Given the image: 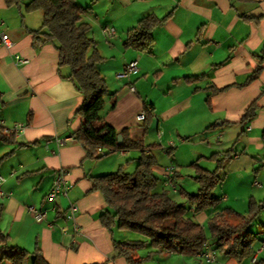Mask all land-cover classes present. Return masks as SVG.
Instances as JSON below:
<instances>
[{"label": "crops", "instance_id": "crops-1", "mask_svg": "<svg viewBox=\"0 0 264 264\" xmlns=\"http://www.w3.org/2000/svg\"><path fill=\"white\" fill-rule=\"evenodd\" d=\"M30 1L9 6L0 0V33L7 34L12 43L6 48L0 40V128L14 134L12 144L0 142V177L5 179L0 187V232L12 246L28 253L39 250L48 264H127L114 251V244L136 239L116 226L108 230L101 225V214L112 211L102 194L92 189V178L118 170L134 172L141 153L120 151L88 158L76 141L58 146L57 140L72 138L80 126L81 120L74 114L82 97L68 79L67 68L58 67L56 48L50 43L33 44V32L40 29L43 16L40 11H25ZM75 3L86 10L81 21L90 27L88 36L103 59L96 69L108 89L105 108L111 95L116 99L104 121L117 132L124 131L130 140L143 142L145 154L156 161L152 172L158 179V190L167 189L163 171L168 166L175 168L174 180L179 186L185 182L189 188L188 177L199 189L197 170L216 171L217 159L231 151L217 170L219 183L211 194L219 204L193 213L188 196L195 193L181 188L175 193L180 204L190 208V217L206 234L208 221L223 210L246 216L250 199L264 202V71L244 85L264 48V0ZM168 15L153 29L149 50L123 47L140 19ZM104 27L114 28L116 36L107 39L102 33ZM16 56L26 63H19ZM132 61H137L138 72L129 79H118ZM227 87L211 94L213 88ZM253 102L259 107L256 116L239 124ZM145 113L150 117L147 126L145 120L137 119ZM16 124H23V129L11 132ZM184 149H190L186 163L180 161ZM215 154L216 159L211 157ZM185 168L188 174L184 175ZM59 170L66 173L67 193L48 200ZM70 204L77 207L78 232L64 217ZM28 206L46 211L45 221L35 222ZM259 217H264V209ZM149 249V260L162 257V253ZM136 256L142 258L138 251ZM257 259L264 260V251ZM203 262L196 255L193 259L184 256L180 263ZM214 264L244 263L225 257L221 261L216 258Z\"/></svg>", "mask_w": 264, "mask_h": 264}, {"label": "trees", "instance_id": "trees-1", "mask_svg": "<svg viewBox=\"0 0 264 264\" xmlns=\"http://www.w3.org/2000/svg\"><path fill=\"white\" fill-rule=\"evenodd\" d=\"M7 5H18L20 0H4ZM25 11H40L43 16L39 30L33 32L35 46L44 43L52 44L58 52V67L69 71L68 79L80 93L82 101L74 116L80 118L79 128L72 137L86 151L88 158H102L110 153L120 151H139L141 156L132 173L118 170L115 173L92 178L93 190L99 191L105 203L112 211H105L100 216L101 225L110 230L116 226L123 232L137 234L143 240H132L114 244V251L124 258L127 264H143L149 258H139L136 252L147 244L155 253L181 252L184 255L196 256L204 244L208 242L203 228L195 223L189 215L190 208L177 203L164 187L158 190V179L152 168L155 159L145 154V146L141 140H130L124 131L117 132L105 123V114L114 109L115 96L111 95L110 105L105 108V97L108 89L104 78L98 73L96 66L103 61L94 48V41L88 36L90 27L81 21L86 10L78 7L75 0H31ZM158 19L147 16L140 19L123 42L124 48L147 51L153 45L152 31L167 18ZM264 48L258 56V65L247 78L244 85L255 81L264 71ZM189 81L194 78H188ZM241 87V86H239ZM211 90V94L227 90ZM259 107L255 102L250 104L239 122L244 125L254 119ZM147 126L150 117L144 116ZM148 121V122H147ZM13 133H5L0 128V142L12 144ZM121 135L122 143H117ZM264 142V131L261 134ZM101 149V153H98ZM231 151L224 153L222 159L216 161V171L197 170L195 180L199 189L188 196L193 205V213L202 212L219 204V199L212 197V191L218 185L217 170L222 162L229 159ZM9 156L5 155L3 158ZM212 158H218L217 154ZM1 161V160H0ZM264 209V202L250 199L248 214L241 216L229 209L208 221L210 237L224 257L233 258L237 262L251 254L256 238L248 231V226ZM8 261L11 264H48L39 250L33 253L12 246L6 236L0 232V264ZM255 264H264L259 260Z\"/></svg>", "mask_w": 264, "mask_h": 264}, {"label": "built area", "instance_id": "built-area-1", "mask_svg": "<svg viewBox=\"0 0 264 264\" xmlns=\"http://www.w3.org/2000/svg\"><path fill=\"white\" fill-rule=\"evenodd\" d=\"M103 35L107 39H112L116 36V32L114 28L112 27H104L102 29ZM0 40L1 43L4 47L6 48H11L12 43L8 37L7 34L5 33H0ZM16 60L24 64L26 63L25 60H20L19 57L16 56ZM137 61H132L128 63L125 67V70L117 75L118 79H129L132 75L136 74L138 72V66H137ZM130 92L134 93V88L131 86L130 87ZM137 119L139 121L144 120V115L140 114ZM24 125L23 124H16L11 132H19L23 129ZM75 141L74 138H66V139H61L57 140V144L59 147H62L70 142ZM98 153H101V149L97 150ZM174 176H175V168L173 166H168L167 168L164 169L163 171V184L166 188L171 189V193H177V187L174 183ZM5 179L3 177H0V187L3 184ZM257 185V184H256ZM68 186L66 184V173L63 170H59L55 176V179L53 181V185L51 190L48 192L46 198L48 200H54L58 195H66L67 193ZM0 195H1V190H0ZM28 213L33 217L34 221L37 223H41L45 221L47 218V213L46 211H41L36 209L34 206H28L27 207ZM77 213V207L74 204H70L68 207V210L66 211L64 217L66 220L71 221L73 224V230L75 232H78V226L75 224V215ZM62 231H65V228H62ZM264 251V241L261 242V245L258 250L253 254L251 258L252 263H257V255L261 252ZM197 257L204 261L205 264H214L216 261V257L214 255V251L210 248L208 243L204 244L203 249L197 254Z\"/></svg>", "mask_w": 264, "mask_h": 264}, {"label": "rangeland", "instance_id": "rangeland-1", "mask_svg": "<svg viewBox=\"0 0 264 264\" xmlns=\"http://www.w3.org/2000/svg\"><path fill=\"white\" fill-rule=\"evenodd\" d=\"M195 140V139H194ZM193 140V141H194ZM196 142H194V145H195ZM190 149H184L183 150V153L182 154V157L180 159V161H182L183 163H186L188 161L187 159V156L190 157V152H189ZM184 170H187L186 168L183 169V173L184 175L185 174H188V172L184 171ZM182 175V176H184ZM185 179L188 181L189 183V188H186V186H184V183L181 184L182 186H179L180 184H177V182H175L174 180V183L177 187V190H180L181 189H186L187 191H189V193H197L198 191V188H197V184L193 181V179L191 178H188V177H185ZM179 183V182H178ZM191 189V190H190ZM166 191H168V193L171 194L172 198L177 201V203H180L179 201H181L179 195H176L174 193H171V189H166ZM264 217H259V215L257 216V218H255L252 223L249 224L248 226V231L253 234V236H255L256 240L255 242L253 243L252 245V252L251 254H249L248 256L240 259L238 261V263H244V264H250L251 263V258H252V255L253 253L255 252V250L260 246L261 244V241H262V236H264ZM206 237L208 239V241L210 242L209 244L211 245L212 247V250L214 251V255L217 259H219L221 261L224 260V256L221 254V252L217 249V246H216V243L214 242V240H212V238L210 237V232L207 228L206 230ZM128 235L130 236L131 239H139L140 237H138L137 234H134V233H131V232H128ZM150 249L149 247L146 249L145 247L144 248H141L138 250V253H139V256L140 257H144L146 258L147 255H149L150 253ZM156 254H160V253H157ZM162 257L158 260V261H152V260H149V259H146L143 264H174V263H180L181 260H182V257H191V259H193L195 256H190V255H184L182 254L181 252L177 251V252H169V253H166V252H163L162 253ZM204 263V262H203ZM181 264V263H180ZM205 264V263H204ZM252 264H255V263H252Z\"/></svg>", "mask_w": 264, "mask_h": 264}, {"label": "water", "instance_id": "water-1", "mask_svg": "<svg viewBox=\"0 0 264 264\" xmlns=\"http://www.w3.org/2000/svg\"><path fill=\"white\" fill-rule=\"evenodd\" d=\"M117 143L118 144H121L122 143V137H121V135H118L117 136Z\"/></svg>", "mask_w": 264, "mask_h": 264}]
</instances>
